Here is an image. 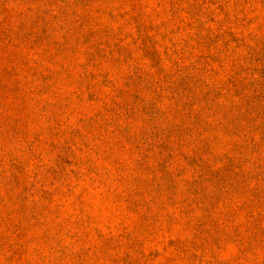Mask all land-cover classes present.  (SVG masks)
<instances>
[{
  "label": "rangeland",
  "instance_id": "rangeland-1",
  "mask_svg": "<svg viewBox=\"0 0 264 264\" xmlns=\"http://www.w3.org/2000/svg\"><path fill=\"white\" fill-rule=\"evenodd\" d=\"M0 264H264V0H0Z\"/></svg>",
  "mask_w": 264,
  "mask_h": 264
}]
</instances>
